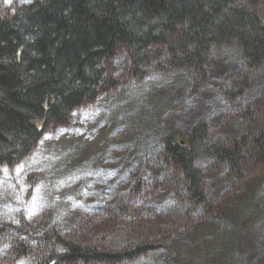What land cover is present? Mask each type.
Listing matches in <instances>:
<instances>
[{
	"label": "rangeland",
	"instance_id": "rangeland-1",
	"mask_svg": "<svg viewBox=\"0 0 264 264\" xmlns=\"http://www.w3.org/2000/svg\"><path fill=\"white\" fill-rule=\"evenodd\" d=\"M30 1L0 0V10ZM256 8L264 20V2ZM167 60L154 47L146 77L136 81L127 73L126 55L117 54L114 88L72 111L66 124L43 132L14 166L0 168V264H37L34 241L51 229L79 233L101 250L124 249L155 231L154 225L179 218L180 226L173 224L170 236L169 229L160 234L152 252L120 264H264V167L229 180L224 167L197 161L207 207H191L178 196L166 170L153 176L167 132L189 133L205 121L216 140L243 135L240 111L264 95V66L246 68L235 46L213 49L207 80L194 89L190 73L158 71ZM242 75L250 79L243 97L220 94ZM140 178L144 190L133 195ZM13 240L26 244L29 254L14 256Z\"/></svg>",
	"mask_w": 264,
	"mask_h": 264
},
{
	"label": "trees",
	"instance_id": "trees-1",
	"mask_svg": "<svg viewBox=\"0 0 264 264\" xmlns=\"http://www.w3.org/2000/svg\"><path fill=\"white\" fill-rule=\"evenodd\" d=\"M259 1L264 2L32 0L0 10V168L14 166L31 152L43 132L66 124L72 111L114 88L117 54L126 55L129 77L140 81L147 75L152 49L162 48L168 60L158 71L184 70L192 76L194 89L205 80V64L213 49L235 46L246 68L263 67L264 20L257 12ZM249 86V76H239L224 95L235 99ZM240 116L245 133L238 138L216 140L205 121L189 133L167 132L161 139L160 169L153 176L157 173L161 178L166 170L174 192L181 191L178 196L191 207H207L205 177L197 161L211 160L214 170L224 167L229 180L261 170L264 95L248 103ZM143 190L140 178L133 195ZM174 220L165 227L154 225L155 231H148L142 242L124 249L101 250L79 233L44 231L34 241L37 264H120L157 248L160 234L169 229L170 236L171 229L177 228L173 224L180 226V218ZM12 243L14 256L29 254L23 242Z\"/></svg>",
	"mask_w": 264,
	"mask_h": 264
},
{
	"label": "bare ground",
	"instance_id": "bare-ground-1",
	"mask_svg": "<svg viewBox=\"0 0 264 264\" xmlns=\"http://www.w3.org/2000/svg\"><path fill=\"white\" fill-rule=\"evenodd\" d=\"M209 59H210V57H209ZM209 59H208V61H209ZM208 61H207V62H208ZM207 62H206V64H205V74H206V75H205V80H204V82L207 80V71H206V65H207ZM204 82H203V83H204ZM202 85H203V84H202ZM227 85H228V84H227ZM227 85H226L225 87H227ZM225 87H224V89H225ZM224 89H222V93H221V91H219L220 94H223V95H224V93H223V90H224ZM243 95H244V94L238 95L237 98H241V97H243ZM226 99H227V98H226ZM124 244H125V243H124Z\"/></svg>",
	"mask_w": 264,
	"mask_h": 264
}]
</instances>
